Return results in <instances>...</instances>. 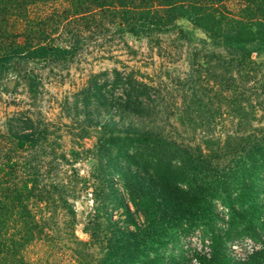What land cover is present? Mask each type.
Here are the masks:
<instances>
[{"label":"trees","instance_id":"16d2710c","mask_svg":"<svg viewBox=\"0 0 264 264\" xmlns=\"http://www.w3.org/2000/svg\"><path fill=\"white\" fill-rule=\"evenodd\" d=\"M181 19L201 35L194 38L191 31H183ZM171 35L172 42L177 41L169 43L171 48L186 44L192 57L201 53L203 59L191 61L190 73L183 79L191 96L200 94L189 105L194 103L197 111L202 110L206 105L203 94L211 92L205 98L215 101L219 113L227 111L236 120L222 146L230 147L222 154L230 164H217L221 167L217 173L209 160L219 155L208 156L209 160L196 157L206 170L204 178L213 177L215 186L213 191L204 186L197 199L196 226L209 237L211 253L194 252L182 264H190V258L197 264H240L224 250L220 230L211 228L214 199L228 206L227 236L239 225L244 235L260 240V248L247 256V263L264 264V218L253 211L254 225L244 214H235L225 185L228 173L241 177L237 169L245 171L247 163L264 161V127L250 126L257 122L253 113L264 119V0H0V99L4 97L0 113V264H167V238L174 225L161 223L149 213L152 201L154 211L166 210L173 202L170 198L179 194L175 184H170L166 167L146 171L147 164L137 165L126 152L124 158L134 168L123 175L130 179L116 175V184L110 183V167L116 170L121 165L112 149L114 142L119 147L147 142L148 134L119 133L113 121L112 127L102 124L103 135L97 137L92 157L96 164L84 175L72 167L81 151L71 149L66 156L55 149L62 115L71 116L72 109L74 115L104 109L119 118H138L133 107L140 102L137 94L147 89L145 84L133 72L113 68L109 76L86 75L72 101L55 104L49 98L45 108L38 99L43 96V84L62 81L55 70H66L85 54L92 59L104 54L111 57L115 49H130L124 42L129 36L145 39L147 51H157L165 58L162 52L169 44L163 47L160 40ZM208 80L214 86L209 90L205 87ZM116 88L119 92L114 95ZM89 97L97 103L91 104ZM179 158L191 157L184 152ZM242 176L251 177L247 172ZM87 190L92 204L83 227L88 236L81 240L74 231L76 213L71 200ZM176 226L183 235L185 227Z\"/></svg>","mask_w":264,"mask_h":264},{"label":"rangeland","instance_id":"374dc122","mask_svg":"<svg viewBox=\"0 0 264 264\" xmlns=\"http://www.w3.org/2000/svg\"><path fill=\"white\" fill-rule=\"evenodd\" d=\"M179 25L183 31H191L194 38L201 35L198 30H192L191 25L184 19L179 21ZM172 39L173 35L162 37L161 45L165 47V45L171 44ZM190 41H192V37ZM124 42L130 49L126 47L119 50L115 49L111 52V57L104 54L102 58L97 59H92L89 54H85L80 61L72 62L66 70H61L62 72L55 70V73L62 75V81L53 82L49 80L50 82L47 81L43 84V96L39 97L38 100H41L45 108L50 99L55 101V104L63 102L65 99L72 101L74 96L72 94L77 92L85 78L90 74H95L97 77L103 74L109 76L110 69L113 68L119 71H131L138 81L145 84L147 89L141 91L143 94H137L140 102L133 107L138 118L130 116L119 118L116 115H110L104 109L100 112L90 109L92 114L86 115H83L84 112L81 111L74 115L75 111L72 109L71 116L62 115L59 122L63 124V127L58 132L60 138L58 139V147L55 149L65 153L66 156L71 149L81 151L72 162V167L79 175H84L96 164L92 157L97 151V147H94L97 137L103 135V131L100 129L102 124L106 123L112 127L111 121H113L117 127L114 129L119 133L146 132L149 137L147 142L138 141L134 145L129 142V144L126 143L125 146L121 147L118 146L117 141L114 142L115 147L112 149L116 152V160H120L121 165L116 170L110 167V175L112 176L110 183L116 184V175L130 179L123 175V173H129L132 167L128 165L131 164L129 158H124L126 152L128 155L131 154L133 157L131 160H134L137 165L147 164L146 171L152 170L154 167L155 169L156 167H160V169L166 167L165 172L170 177V184H175L174 188L179 194L170 198L173 202L166 210L154 211L155 207L152 201L149 206V213L157 216L161 223L174 225L169 233L170 238H167L169 241L164 256L167 264L168 262L170 264H182L186 259L184 257H189L194 252L201 251L204 255L211 253L209 237L202 232L200 227L196 226L197 199L201 197V190L204 186L209 187L210 191H213L215 186L213 177L204 178L203 175L206 170L197 162L196 157L206 156L209 160L208 156L217 157L219 155L217 159L211 158L209 160L215 164L217 173L221 168L217 164L220 166L230 164L226 158H222L223 151L230 150V147L222 146L228 140L227 137L231 135L229 132L235 129L236 120L227 111L221 113L217 111L215 101L209 98L212 95L211 92L203 94L202 101L206 105L202 110L197 111L194 103L189 105V101L193 99L195 102L197 99L195 97L200 94L195 93V96H191L190 90L183 85V79L190 73L191 61H194L193 63L203 61L201 53L194 58L189 54L188 45L182 44L175 49L171 48L169 44L168 48H165L166 52H162L165 55L164 58L160 57L157 51H147V42L143 38L137 39L126 36ZM172 43L177 44V41ZM198 49L196 48V50ZM129 50L130 52H128ZM210 86H213V82L208 80L205 87L209 90ZM98 90L101 92L100 89ZM118 92L119 89L116 88L114 95ZM200 92L203 93L201 89ZM205 94L209 95L208 99L205 98ZM91 96H93L92 93ZM88 100L92 102L91 104L97 103L91 97ZM3 101L4 97L2 96L0 113L4 105ZM80 101L81 99L78 103ZM253 115L257 122L256 120L252 121L250 126H257L258 123L264 127L263 117L258 112L253 113ZM246 133L247 131L238 134ZM79 134L82 135L81 138L78 137ZM166 143L169 145H165ZM184 152L190 155V160L184 161L183 158H179V153L184 155ZM167 160L169 161L168 165ZM139 171L141 174H145L144 178L148 182L147 179L149 178L145 169L140 168ZM236 171L241 172V177L233 178L229 176V173L226 175L225 185L227 186L228 202H231L233 198L232 207L235 208V214L238 216L244 214V219H248V223L251 222L253 211L263 219L264 161L247 163L245 171L242 169ZM244 172H247V175H251V177L244 178L242 176ZM156 174L154 172V176ZM148 183H151V189L157 193L156 186L152 185V180ZM89 191L81 192L71 200L76 213L74 231L81 240H86L88 236L83 231V227L85 216L90 211L92 204ZM177 203L180 204L179 207L174 206ZM227 212L228 206L214 199L209 213L211 228L220 230L222 238L225 239L222 246L232 260L240 264H249L247 263V256L260 248V240L244 235L246 233L242 231V226L239 225L232 228L227 236L225 233ZM251 223L256 225L253 221ZM176 225L185 227L186 230L183 235L179 226ZM191 263L197 264L190 258Z\"/></svg>","mask_w":264,"mask_h":264}]
</instances>
